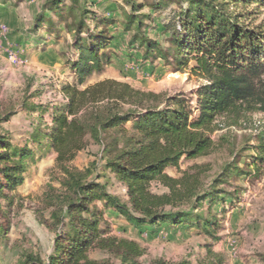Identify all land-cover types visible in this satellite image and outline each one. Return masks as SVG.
Masks as SVG:
<instances>
[{"label":"rangeland","instance_id":"rangeland-1","mask_svg":"<svg viewBox=\"0 0 264 264\" xmlns=\"http://www.w3.org/2000/svg\"><path fill=\"white\" fill-rule=\"evenodd\" d=\"M46 1L0 0V143L7 145L10 154L14 149H27L31 153L23 168H16L21 183L14 190H8V182L0 176L3 188L0 264H29L31 258L46 262L53 254L55 222L68 201L74 198L67 187L71 176L84 183L94 182L106 193L128 203L125 186L106 172L100 159L102 147L89 136L84 138L83 147L74 158L63 164L57 163L56 155L33 139L36 132H45L52 126L51 106L65 102L63 88L83 90L109 80L169 99L178 95L188 97L206 84L189 76L187 71H175L171 60L144 59V47L133 40L135 32H122L124 16L133 14L128 2H133L141 6L134 15L144 17L139 35L157 44L165 55L169 54L172 45L168 24L171 20L178 23V14L187 8L184 1L164 6V0H88L95 3L94 11L101 23L95 27L87 22V28L96 32L107 30L114 41L105 50L110 61L103 63L100 72L93 71L82 86L70 68L76 60L72 35L67 33L63 21L43 9ZM157 6L160 7L155 9ZM226 6L230 13L241 12L234 9L232 2ZM247 11L252 16L245 25L264 26V8L258 7L253 12V6H249ZM42 14L50 23L47 20L35 28V20ZM109 20L113 23L106 26ZM107 106H117L123 111L131 108L125 102L106 100L94 107ZM231 120V116L216 120L217 130L210 136L213 148L208 155L193 160L182 158L177 168L165 171L168 178L182 180L176 187L181 191L187 185L195 186L194 180L196 193L202 194L216 182V188L224 192L221 198H226L223 206L210 211L217 217L218 229H211L208 235L195 225L137 228L94 201L91 205L101 210L102 227L106 230L103 240H113V246L102 245L90 250L88 260L97 264H121L120 256L125 250L118 243L124 241L136 246L140 253L136 258L127 257L124 264H264V164L258 162L256 170L246 166L248 156L256 157V152L248 149L254 144L253 136L264 132V113L254 109L243 113L235 125ZM226 165L237 166L242 174L237 176L233 172L221 179ZM4 166L1 164L0 169ZM147 192L155 197L170 195L167 186L159 181L149 183ZM189 209L185 205H167L160 210Z\"/></svg>","mask_w":264,"mask_h":264},{"label":"trees","instance_id":"trees-1","mask_svg":"<svg viewBox=\"0 0 264 264\" xmlns=\"http://www.w3.org/2000/svg\"><path fill=\"white\" fill-rule=\"evenodd\" d=\"M176 1L164 0L162 5ZM182 1L187 8L178 14V23L171 20L168 24L172 45L169 54L165 55L157 44L139 35L144 17L134 15L141 6L133 2H128L133 14L124 16L122 32H135L133 40L144 47V59L171 60L175 71H187L189 76L206 84L188 97L178 95L169 99L109 80L83 90L63 88L65 102L51 106L52 126L45 132H36L33 139L51 150L57 163L63 164L74 158L82 149L84 138L89 136L102 147L100 159L106 172L125 186L128 203L106 193L94 182L84 183L71 176L67 187L74 198L55 222L54 252L46 262L31 258L29 264H97L88 260L87 253L102 245L113 246V240H103L106 230L102 227L101 210L91 205L94 201L137 228L195 225L208 235L211 229L219 228L217 217L210 211L223 206L226 198H221L224 192L216 188V182L202 194L196 193L194 180L195 186L187 185L181 191L176 187L182 180L168 178L165 171L177 168L182 158L193 160L208 155L213 148L210 136L217 130L218 118L231 116V124L235 125L243 113L254 109L264 113V26L249 28L244 24L252 16L247 8L253 6V12L258 7L264 8V0ZM230 2L241 12L230 13L226 6ZM94 8L95 3L88 0H47L43 8L63 21L67 33L72 35L76 60L70 68L80 86L111 59L105 50L114 38L107 30L96 32L87 28V22L95 27L101 23ZM47 20L45 14L37 17L35 28ZM112 23L105 22L106 26ZM190 61L193 65H189ZM105 100L125 102L131 108L123 111L117 106L94 107ZM143 102L146 104L142 106ZM253 140L248 150L256 152V157L248 156L246 166L256 170L258 162L264 164V132L253 136ZM30 155L27 149H14L10 154L7 145L1 144L0 165L5 166L0 169V176L8 182V190L20 185V174L15 171L23 168ZM9 163L14 166L7 167ZM233 172L237 176L242 174L237 166L226 165L221 179ZM153 181L164 183L170 195L149 194L147 188ZM2 189L0 184V195ZM167 205H185L190 209L162 212L160 209ZM118 244L125 250L120 256L121 264L128 261L127 257H139L136 246L124 241Z\"/></svg>","mask_w":264,"mask_h":264},{"label":"built area","instance_id":"built-area-1","mask_svg":"<svg viewBox=\"0 0 264 264\" xmlns=\"http://www.w3.org/2000/svg\"><path fill=\"white\" fill-rule=\"evenodd\" d=\"M5 30L2 28L1 33L4 34ZM11 61H13L11 58H9Z\"/></svg>","mask_w":264,"mask_h":264}]
</instances>
